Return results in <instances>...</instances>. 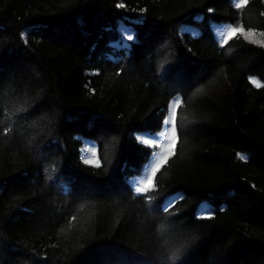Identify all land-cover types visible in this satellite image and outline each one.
<instances>
[{
	"label": "trees",
	"instance_id": "obj_1",
	"mask_svg": "<svg viewBox=\"0 0 264 264\" xmlns=\"http://www.w3.org/2000/svg\"><path fill=\"white\" fill-rule=\"evenodd\" d=\"M240 2L0 0V264H264V45L212 28L264 33Z\"/></svg>",
	"mask_w": 264,
	"mask_h": 264
},
{
	"label": "rangeland",
	"instance_id": "obj_2",
	"mask_svg": "<svg viewBox=\"0 0 264 264\" xmlns=\"http://www.w3.org/2000/svg\"><path fill=\"white\" fill-rule=\"evenodd\" d=\"M213 30L216 31V37L223 42V40L227 39L228 36L231 34H239L243 38L247 39L248 41L264 45V33L262 32H255V31H244L241 28L235 29V31H232L233 28H228V27H218V26H213ZM138 182H142L139 180Z\"/></svg>",
	"mask_w": 264,
	"mask_h": 264
},
{
	"label": "snow or ice",
	"instance_id": "obj_3",
	"mask_svg": "<svg viewBox=\"0 0 264 264\" xmlns=\"http://www.w3.org/2000/svg\"><path fill=\"white\" fill-rule=\"evenodd\" d=\"M248 2V0H241V2L240 3H237L235 6L237 7V8H242L246 3ZM232 31H235V29H232ZM131 38V37H130ZM253 83H256L255 81H253ZM260 85L259 84H257V87H259ZM175 103H180V101H179V99H177L176 101H175ZM175 115V108L173 107V116ZM166 124H167V121L165 122ZM173 134H175V127H173ZM164 136V134L162 133L161 134V137H163ZM144 143H151V141H149V140H145L144 141ZM239 155V154H238ZM240 158L241 159H246V157L245 156H240ZM150 166V165H149ZM156 170H158V167L156 168V169H153V175L155 174V171ZM147 189H144V188H137L136 189V191L137 192H143V191H146Z\"/></svg>",
	"mask_w": 264,
	"mask_h": 264
}]
</instances>
